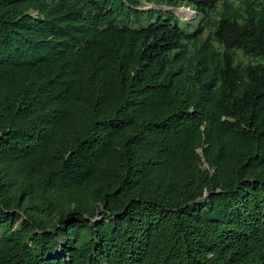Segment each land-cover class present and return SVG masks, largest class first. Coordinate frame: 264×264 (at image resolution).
Segmentation results:
<instances>
[{"label": "trees", "instance_id": "obj_1", "mask_svg": "<svg viewBox=\"0 0 264 264\" xmlns=\"http://www.w3.org/2000/svg\"><path fill=\"white\" fill-rule=\"evenodd\" d=\"M0 264H264V0H0Z\"/></svg>", "mask_w": 264, "mask_h": 264}, {"label": "rangeland", "instance_id": "obj_2", "mask_svg": "<svg viewBox=\"0 0 264 264\" xmlns=\"http://www.w3.org/2000/svg\"><path fill=\"white\" fill-rule=\"evenodd\" d=\"M150 8L152 9V8H156V7H151V6L147 7V9H150ZM169 10L173 11L181 20H183V22L190 23L189 26H186L187 30H188L187 32L192 33L195 31V29L197 27V23H198L196 21V18L198 15H196L191 8H189V7H183L180 9L171 8ZM238 60L247 63L249 59L247 57H245L244 55H242V53H239V59Z\"/></svg>", "mask_w": 264, "mask_h": 264}, {"label": "water", "instance_id": "obj_3", "mask_svg": "<svg viewBox=\"0 0 264 264\" xmlns=\"http://www.w3.org/2000/svg\"><path fill=\"white\" fill-rule=\"evenodd\" d=\"M194 13L196 14V12L194 11ZM197 15V14H196Z\"/></svg>", "mask_w": 264, "mask_h": 264}]
</instances>
